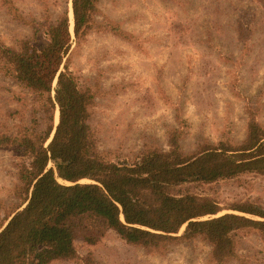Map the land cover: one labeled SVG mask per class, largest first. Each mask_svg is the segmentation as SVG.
Returning <instances> with one entry per match:
<instances>
[{
  "label": "rangeland",
  "instance_id": "1",
  "mask_svg": "<svg viewBox=\"0 0 264 264\" xmlns=\"http://www.w3.org/2000/svg\"><path fill=\"white\" fill-rule=\"evenodd\" d=\"M11 1L13 9L0 0V43L9 48L45 45L36 30L63 12L70 22L72 0ZM95 21L78 39L72 25L60 71L67 65L93 94L89 124L107 160L133 163L149 150L169 151L173 135L185 155L208 145L235 147L245 141L250 122L264 129V0H99ZM1 66L0 136L20 137L32 132L41 104ZM24 163L18 145L0 148V225L21 205ZM173 193L211 198L223 209L219 216L260 220L229 208H264V175L187 184ZM232 236L236 253L225 264H264L261 232ZM75 248L74 260L51 264H217L200 237L148 250L108 231L95 243L79 236Z\"/></svg>",
  "mask_w": 264,
  "mask_h": 264
},
{
  "label": "trees",
  "instance_id": "2",
  "mask_svg": "<svg viewBox=\"0 0 264 264\" xmlns=\"http://www.w3.org/2000/svg\"><path fill=\"white\" fill-rule=\"evenodd\" d=\"M2 1L13 9L11 0ZM98 2L72 0L77 39L94 28ZM40 26L36 32L45 36L43 46L25 42L16 50L0 43L5 73L41 104L31 133L0 136V148L18 145L25 157L19 171L21 205L0 225V264L74 260L79 236L95 243L108 231L148 250L200 237L211 246L217 264H225L236 253L234 232L253 229L264 235L261 206L242 203L229 208L260 220L231 213L219 216L223 209L211 198L173 193L187 184L264 175V129L258 123L250 122L239 146L208 145L185 155L173 135L169 151L149 150L133 163L109 161L100 154L89 124L93 94L80 87L67 65L60 71L71 47L68 14Z\"/></svg>",
  "mask_w": 264,
  "mask_h": 264
},
{
  "label": "water",
  "instance_id": "3",
  "mask_svg": "<svg viewBox=\"0 0 264 264\" xmlns=\"http://www.w3.org/2000/svg\"><path fill=\"white\" fill-rule=\"evenodd\" d=\"M72 14H73V11H72ZM73 27H74V23H73ZM56 82H57V80L55 81V86H56ZM58 123H59V111H58V120L55 121V128H56V126L58 125ZM54 132H55V129H54ZM54 132H53V134H54ZM53 134H52V136H51V139H52V137H53ZM51 139L49 140V142L51 141ZM49 142L46 144V146L49 144ZM121 219H122V221L124 220V219H123V216H121Z\"/></svg>",
  "mask_w": 264,
  "mask_h": 264
},
{
  "label": "bare ground",
  "instance_id": "4",
  "mask_svg": "<svg viewBox=\"0 0 264 264\" xmlns=\"http://www.w3.org/2000/svg\"><path fill=\"white\" fill-rule=\"evenodd\" d=\"M69 16H70V30L72 29V25H73V16H72V10H71V8H70V10H69ZM57 118H58V114H57V116H56V120H57Z\"/></svg>",
  "mask_w": 264,
  "mask_h": 264
}]
</instances>
